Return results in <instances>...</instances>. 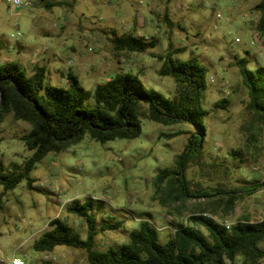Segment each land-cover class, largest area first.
Returning a JSON list of instances; mask_svg holds the SVG:
<instances>
[{
	"label": "rangeland",
	"instance_id": "obj_1",
	"mask_svg": "<svg viewBox=\"0 0 264 264\" xmlns=\"http://www.w3.org/2000/svg\"><path fill=\"white\" fill-rule=\"evenodd\" d=\"M28 1L30 6L18 9L0 2V63L14 60L29 71L26 63L36 60L46 68V85L66 88V75L71 72L89 91L117 73L130 72L144 88L173 97L177 84L160 76L161 63L155 56L170 52L174 60L196 59L207 70L202 106L208 113L202 156L185 171L188 189L235 194L252 188L254 182L264 183V128L246 109L248 97L235 65L236 59L246 58L248 68L264 67V51L255 30L259 15L252 10L259 0ZM55 3L60 5L45 6ZM125 34L155 46L142 53L116 50L112 38ZM20 45L23 49L18 51ZM220 100H228L225 109L214 107ZM29 129L11 115L0 124L4 170L31 155L19 140ZM141 129L133 140L101 144L85 137L60 153L48 154L30 174L39 192L26 189L25 181L7 192L0 187V264H10L14 257L24 264H89L82 249L58 246L43 253L32 249L33 241L57 217L85 238L84 222L66 211L72 200L91 199L98 222L122 223L117 230L97 234L99 250L127 242L143 220L156 228L158 240L164 243L193 214L205 212L226 226L264 219L263 186L251 195L243 194L229 208L228 195L222 194L174 201L170 190L177 191L169 181L156 192L154 177L162 169L175 167L195 129L145 119ZM178 131L183 133L168 137ZM195 228L207 234L202 227ZM260 248L264 251V241ZM236 264H241L239 258ZM259 264H264V258Z\"/></svg>",
	"mask_w": 264,
	"mask_h": 264
},
{
	"label": "trees",
	"instance_id": "obj_2",
	"mask_svg": "<svg viewBox=\"0 0 264 264\" xmlns=\"http://www.w3.org/2000/svg\"><path fill=\"white\" fill-rule=\"evenodd\" d=\"M60 3L46 4L47 8ZM252 10L258 13L256 35L264 51V0H259ZM116 50L142 53L155 46L144 38L125 34L112 38ZM168 52L155 56L161 63L160 76L170 77L177 84L173 97H167L153 89L142 86L138 77L130 72L117 73L98 85L93 91L85 90L71 72L66 75L67 87L59 88L45 84L46 68L36 66L31 73L16 61L0 64V124L11 115L14 121L30 126L29 131L19 137L24 147L31 152L21 164L11 162L4 170L0 163V187L4 192L15 189L22 181L29 191L39 192L30 176L36 164L48 154H57L85 137L104 144L114 140H133L141 134L143 119L162 126L186 124L195 131L190 133L184 151L177 157L173 169L158 171L153 179L156 192L169 181L175 184L176 194L171 189L174 201L185 198H208L228 195L226 206H233L243 197L264 187L254 182L252 188L232 192L217 189L215 194L205 191L191 192L187 187L185 171L190 164L202 156L207 111L202 106L207 89V70L196 59L174 60ZM241 84L246 89V109L259 120L264 128V67L248 68V59L238 58ZM228 100H220L215 108L225 109ZM176 132L168 137H175ZM237 153V152H233ZM192 193H198L192 194ZM230 195V196H229ZM93 201L78 200L66 207L69 214L80 218L86 227L85 238H81L71 226L60 218L48 222V229L32 243L36 252H51L64 246L82 249L89 264H259L264 258L260 244L264 241V219L257 222L239 221L226 226L210 216L193 214L188 223L178 224L172 236L164 243L158 240V231L147 220L139 222L138 228L128 235V241L105 250L95 248L98 233L117 230L120 221L98 222L93 213ZM113 220L110 217H107ZM202 227L207 234L195 227Z\"/></svg>",
	"mask_w": 264,
	"mask_h": 264
},
{
	"label": "built area",
	"instance_id": "obj_3",
	"mask_svg": "<svg viewBox=\"0 0 264 264\" xmlns=\"http://www.w3.org/2000/svg\"><path fill=\"white\" fill-rule=\"evenodd\" d=\"M0 2L4 3L9 9H18V8L30 6V2L28 0H0ZM216 18L220 19L221 15L217 14ZM18 35L19 34L17 33L16 36ZM10 264H24V262L14 257L11 259Z\"/></svg>",
	"mask_w": 264,
	"mask_h": 264
},
{
	"label": "crops",
	"instance_id": "obj_4",
	"mask_svg": "<svg viewBox=\"0 0 264 264\" xmlns=\"http://www.w3.org/2000/svg\"><path fill=\"white\" fill-rule=\"evenodd\" d=\"M20 49H23V47L20 45V48H19V50L18 51H20ZM26 49V48H25ZM14 61V60H13ZM17 62V61H16ZM1 64V63H0ZM21 64V63H20ZM27 64V66H30V69H29V71L27 70L26 72L27 73H31L32 71H33V68L34 67H36V66H39V67H42L43 65H38L37 64V61L36 60H33V61H31V62H27L26 63ZM22 65V64H21ZM81 65H84V64H81ZM23 66V65H22ZM24 67V66H23ZM44 67V66H43Z\"/></svg>",
	"mask_w": 264,
	"mask_h": 264
}]
</instances>
